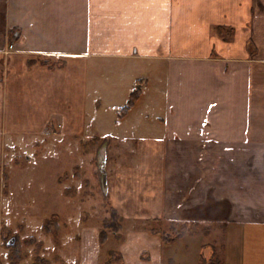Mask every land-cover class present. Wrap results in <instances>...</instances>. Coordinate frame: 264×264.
<instances>
[{"label":"crops","instance_id":"0c3cea01","mask_svg":"<svg viewBox=\"0 0 264 264\" xmlns=\"http://www.w3.org/2000/svg\"><path fill=\"white\" fill-rule=\"evenodd\" d=\"M36 146L98 154L95 264H264V0H0L3 204Z\"/></svg>","mask_w":264,"mask_h":264},{"label":"rangeland","instance_id":"374dc122","mask_svg":"<svg viewBox=\"0 0 264 264\" xmlns=\"http://www.w3.org/2000/svg\"><path fill=\"white\" fill-rule=\"evenodd\" d=\"M49 148L50 151L48 147L36 146L23 153L32 156L27 166L31 173V178L26 181L27 190H15L8 197L9 205L3 204L5 197L1 195L7 191V182L0 191V264H95L92 243H86L87 251L81 253L82 227L98 222L107 233L120 232L119 215L115 207H110L103 191V165L98 163V154L92 157L85 153L79 160L78 154L86 148L72 146L69 153L61 147L62 156L52 158L53 149ZM25 158H21V163L28 162ZM8 161L14 159L8 158ZM2 167V178L7 181L6 164L3 163ZM16 175L22 177L18 172ZM47 219L51 222L49 226ZM165 226L169 229L168 225ZM213 227L211 225L210 229ZM197 228L192 227L193 230ZM168 233H172L170 229ZM221 234L216 229L212 238L220 240ZM12 238L15 242L10 243ZM111 247H115L112 242L107 244V248ZM203 254L211 255V248L206 246ZM100 264H123V260L118 254L108 256L106 252L102 253Z\"/></svg>","mask_w":264,"mask_h":264},{"label":"trees","instance_id":"16d2710c","mask_svg":"<svg viewBox=\"0 0 264 264\" xmlns=\"http://www.w3.org/2000/svg\"><path fill=\"white\" fill-rule=\"evenodd\" d=\"M138 96H139V93L138 92H135L131 96V99H130L129 103L123 108V113H126V112H128L130 110V108L135 104ZM46 221L48 222V225L47 226H49V224L51 223L50 222V219H47ZM118 226H119V230H120L122 227H121L120 224ZM107 238H108V233L106 231L102 230L101 231V235H100L101 242L102 243L105 242L107 240ZM9 241H11V240H9Z\"/></svg>","mask_w":264,"mask_h":264},{"label":"water","instance_id":"95a60500","mask_svg":"<svg viewBox=\"0 0 264 264\" xmlns=\"http://www.w3.org/2000/svg\"><path fill=\"white\" fill-rule=\"evenodd\" d=\"M13 242H15V238H12L10 241V243H13Z\"/></svg>","mask_w":264,"mask_h":264}]
</instances>
